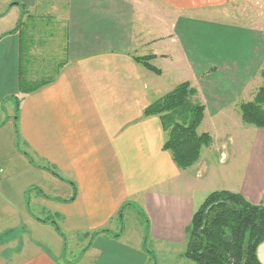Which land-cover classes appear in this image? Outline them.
<instances>
[{"label":"crops","instance_id":"1","mask_svg":"<svg viewBox=\"0 0 264 264\" xmlns=\"http://www.w3.org/2000/svg\"><path fill=\"white\" fill-rule=\"evenodd\" d=\"M246 1L0 0V264H149L148 239L186 248L187 228L210 193L264 205V130L234 112L251 93L250 51L264 48V31L245 24L254 16ZM36 15L33 45L32 27L23 28ZM213 33L236 46L211 48L205 36ZM52 38L59 59L43 54V43L53 51ZM141 55L155 56L160 73L134 60ZM20 75L52 82L21 93ZM184 81L204 106L197 131L211 138L185 169L163 147L161 118L144 115ZM231 144L241 165L235 183L225 177ZM32 207L57 222L45 223ZM144 219L134 237L120 222ZM23 223L48 229L54 242L17 245L11 232ZM80 233L91 238L75 257L67 240ZM257 259L264 264V241Z\"/></svg>","mask_w":264,"mask_h":264},{"label":"trees","instance_id":"2","mask_svg":"<svg viewBox=\"0 0 264 264\" xmlns=\"http://www.w3.org/2000/svg\"><path fill=\"white\" fill-rule=\"evenodd\" d=\"M149 59L134 57L137 63L159 74L160 70ZM51 82L44 79L29 82L20 75L18 87L21 93H29ZM195 93L189 82H181L144 111L145 116L161 118L167 133L163 147L183 169L197 161L200 149L211 142L206 132H197L204 106L194 102ZM239 109L245 124L264 130V68L253 99L241 103ZM187 235L184 256L195 264H260L257 248L264 241V205L252 204L239 193L212 192L193 215Z\"/></svg>","mask_w":264,"mask_h":264},{"label":"rangeland","instance_id":"3","mask_svg":"<svg viewBox=\"0 0 264 264\" xmlns=\"http://www.w3.org/2000/svg\"><path fill=\"white\" fill-rule=\"evenodd\" d=\"M251 1L253 3H251ZM246 3L249 4L248 11H252L254 16H252V20H251L252 22L247 20V22L245 24L254 25L255 27H258L264 31V0H247ZM195 16L196 15L194 14L193 18H195V19L201 17V16H198V17H195ZM207 18L208 17H206L204 19L207 20ZM41 20L42 19H41L40 15H36L35 17H31V19L28 21V23L23 28L25 30L26 27L27 28L32 27L31 29H29V32L32 33V31H33V45L36 43V38L39 37V35L37 36V34L35 32V28L36 27L38 28ZM220 20H221V18L213 17V22H218ZM48 35L49 34L44 36V38L41 36V39L43 38L45 41L47 39ZM49 37H51V35ZM49 37H48V39H49ZM205 38H208V42H209L211 48H213L215 50H217L219 48V44H223V45L227 46V43H229V44L232 43L234 46H236V43H237L236 40L234 41L232 38H227V40L225 42L224 39L217 37V35L215 33H213L210 37L205 36ZM261 38L263 39L262 41H264V34L261 35ZM22 39H23V37H22ZM25 39L27 40V37H25ZM53 40H52V43L50 44L51 47L53 48V51L47 50L46 43H43V54L46 55L45 56L46 58L51 57L53 55H55V56L57 55V57H58V55H59L58 53H60L59 49L61 48V43L59 41L56 42L55 39H53ZM23 41H24V43H23V46H24L26 44V41L24 39H23ZM33 45L31 47H33ZM258 45H260V44H258ZM55 49H58V50L55 51ZM229 52L231 53L232 51H229ZM235 52H237V51H235ZM250 52H251L250 56L252 54H254L253 62L255 64L254 66L250 67L252 70H254L253 74H252L253 80L248 84L250 86V87L248 86V88H249V90H251V93H252V91H256L257 88L261 84V81H259V80H261V71L264 68V48L263 49L256 48V50L250 51ZM140 57H150L148 62L153 67H155L157 69L155 62H153V59L155 56H153V55H141ZM53 59H54V61L56 60L55 58H53ZM58 59H59V57H58ZM56 61H58V60H56ZM26 63H27V61L24 60V65H23L24 68H26ZM51 68H52V66H51ZM152 73H154V72H152ZM154 74H156V73H154ZM169 75H171L170 72H169ZM177 78L179 79L180 77H174V80ZM184 82H188V81H184ZM178 84H180V83H176V86ZM251 93H250V95L243 93V97L240 98V100L237 104L240 105L243 102L251 101L254 97V94L251 95ZM200 96L201 95H199V93H197V90H196V93L192 98H193L195 103L202 105V102H201L202 100H201ZM210 96H213V93ZM207 101L210 102V99H207ZM238 111H236V109H235L234 112H236V114L238 113L237 115L240 116ZM248 126L251 129H255V127L253 125H248ZM256 129H258V128H256ZM210 131L214 134V130H210ZM166 136H167V133H166ZM231 149H232V144L227 149L228 159L226 161V166H225V167H229V170H228L227 174H226V172H224V174H226L225 177L229 178L230 183H235L236 182V176H237V174L235 172L239 171V168H241V165H240L239 161H235L232 159V156L230 154ZM229 154H230V156H229ZM212 159L213 158L210 156L209 160H212ZM48 172H51V170H49ZM217 173L221 174L222 172L217 171ZM220 179L221 178H219V179L214 178V181H212V183L216 184V186H217L218 184L222 183V181ZM212 183L210 182V184H209V186H211L210 188L213 187ZM49 186H50V184L48 182H46V183H44L43 187L41 186V188H43V191H45V193L46 192L49 193V191H51ZM37 190H39V189H37ZM50 195L51 196L56 195L55 191H52L50 193ZM31 212L33 214H35V216L37 215L40 218H43L44 220H48V221H45V223H47V224L48 223L51 224L50 220L55 219L54 215L47 214V212H45V210L43 212L41 210V208L36 210L34 207H32ZM127 212H128V210H125V212L123 214L126 215ZM34 222L35 221H33L32 224H34ZM53 222H57V221H53ZM120 222H121V225L124 224V226L126 227L125 231L126 232L128 231V233L131 234V232H133L132 230H134L136 228L138 230L145 229V227H146L145 222H147V221H145V219H144V221H120ZM23 225H24V223L21 224L19 227H17L13 232H11L15 236V240H16L17 245L19 244L20 246H22L23 243H27V242H25V238H27V240L31 239V241L33 242V244L35 246L37 244H39L41 246L40 241H42V239H44V241H42L41 243H44V244H46L47 241L53 240L52 232L49 231L48 229L43 230V228L40 229L41 227L40 228H33L32 227V229H30V227H27L26 225L23 226ZM139 227L141 229H139ZM134 236H135V233L133 232L132 237H134ZM22 237H24V241L22 240L23 239ZM2 238L3 237L1 236L0 237V247L1 248L3 246H5L2 243ZM90 238H91V235H88V234H85L83 236H82V233L76 234V236H75V234H73V235L70 234V237L67 240L68 241L67 248L72 253V255L74 254V256L76 257V256H78V253H81L82 250H85L87 248V245L90 242ZM53 242H54V240H53ZM25 245H27V244H25ZM64 248H66V247L63 246V249ZM145 248H146V250H150L153 254V256L149 258V264H195L184 256L183 253L185 251V245H182V244H174V245L168 244V243H166V244L165 243L154 244V243H152L151 240L148 239V241H146V243H145Z\"/></svg>","mask_w":264,"mask_h":264}]
</instances>
